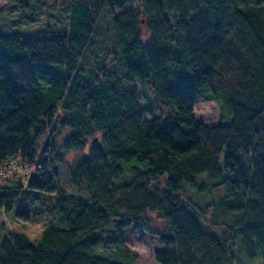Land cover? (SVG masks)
<instances>
[{
	"label": "trees",
	"instance_id": "16d2710c",
	"mask_svg": "<svg viewBox=\"0 0 264 264\" xmlns=\"http://www.w3.org/2000/svg\"><path fill=\"white\" fill-rule=\"evenodd\" d=\"M131 1L69 0L67 31L45 38L0 32V170L15 157L34 165L0 185V208L48 220L35 242L2 224L0 264H133L125 234L152 231L148 212L164 221L158 264H232L237 250L264 264V0H146L113 13ZM102 10L110 65L85 52ZM201 96L219 104L217 123L195 121ZM54 126L68 133L39 154ZM212 186L228 234L203 227L189 196ZM23 190L40 211L14 205Z\"/></svg>",
	"mask_w": 264,
	"mask_h": 264
},
{
	"label": "rangeland",
	"instance_id": "374dc122",
	"mask_svg": "<svg viewBox=\"0 0 264 264\" xmlns=\"http://www.w3.org/2000/svg\"><path fill=\"white\" fill-rule=\"evenodd\" d=\"M146 0H132L130 3L125 4L122 8H114L113 13L120 15L122 13H128L131 9L142 10V5ZM0 0V32L20 33L24 39H37L45 38L52 35L67 31L68 25V3L69 0ZM107 10H102L99 14L97 21V30L101 34L97 43L93 44L91 48H86L85 52H88L92 56L97 55L104 64L110 65L113 60L112 52L116 47L113 42V29L111 25V15ZM89 60V59H87ZM135 86L139 89L142 99L145 97H153L151 91L145 86L134 82ZM220 106L214 100H207L204 97H199L194 103L193 116L196 122L214 124L219 121L220 118ZM158 111L152 110L145 114L146 118L157 116ZM228 112H224L223 122L229 121L230 117ZM47 129L43 134V138L38 139L37 144L38 153L43 154V150H46V144L51 143L52 139L55 142H60L65 134L68 133L67 129H58L57 126ZM42 138V139H41ZM38 154V155H39ZM75 155V152H69L65 159L70 162ZM34 169V165L28 166L24 164L21 159L15 157L12 161L5 163L0 175V185H10L11 178H18L24 181V178L31 174ZM9 175V176H7ZM9 177V178H6ZM163 180V179H161ZM207 189V188H206ZM13 192L15 189H12ZM26 192V191H25ZM220 188L210 187L203 194L189 195L193 201L196 202L202 209L196 211L199 217L200 223L203 227L210 228L216 233L224 232L228 234L225 225L220 223L221 218L218 216L219 211L213 209L212 204L216 203V196L219 195ZM24 190L19 192L15 199L11 201L14 205L24 207L30 215L34 212L41 210V204L24 199ZM198 210L199 207H195ZM147 225L152 231H148L132 224L125 234L124 242L126 246L135 252L133 264H158L155 260L154 252L157 249L163 248V244L160 242L158 232L164 228V221L157 215V213H146ZM4 224L10 231L24 234L30 241L39 240L43 228L48 224L46 217L40 219V221H24L17 219L13 214L4 213L0 208V226ZM5 232L2 233L0 229V238ZM101 245L108 249H113V246H108L103 238ZM239 249V248H238ZM240 251L237 250L235 259L232 264H261L260 258L255 259L253 262L248 261L247 257L241 256ZM259 262V263H258Z\"/></svg>",
	"mask_w": 264,
	"mask_h": 264
}]
</instances>
